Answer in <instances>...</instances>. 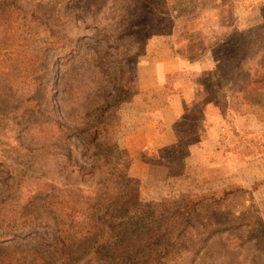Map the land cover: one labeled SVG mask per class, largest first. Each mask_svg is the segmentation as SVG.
<instances>
[{
	"label": "rangeland",
	"instance_id": "obj_1",
	"mask_svg": "<svg viewBox=\"0 0 264 264\" xmlns=\"http://www.w3.org/2000/svg\"><path fill=\"white\" fill-rule=\"evenodd\" d=\"M262 75L264 0H0V264H264Z\"/></svg>",
	"mask_w": 264,
	"mask_h": 264
},
{
	"label": "crops",
	"instance_id": "obj_2",
	"mask_svg": "<svg viewBox=\"0 0 264 264\" xmlns=\"http://www.w3.org/2000/svg\"><path fill=\"white\" fill-rule=\"evenodd\" d=\"M165 64H162L163 69L167 70L169 69L167 66H171L172 64L169 62H164ZM166 74H168V72H166ZM153 99H150V102H152ZM157 108V106H156ZM214 111H216L215 109H213ZM156 114H154L156 119H159L160 117H157V112H155ZM215 114V112H214ZM153 118V116H151ZM172 120H170L168 123L166 122L165 125V129L162 132H157L154 131L153 134H155L154 138L152 139L151 143H154L153 145H156L159 148H166L169 147L173 144L176 143L177 137H176V133L174 130V126L176 124V120L178 118V114L175 113L174 115L171 116ZM157 123V122H156ZM154 127H156V125H154ZM158 134V135H156ZM214 141H217V139H214ZM205 145H207V143H203L201 144L202 147H204Z\"/></svg>",
	"mask_w": 264,
	"mask_h": 264
},
{
	"label": "trees",
	"instance_id": "obj_3",
	"mask_svg": "<svg viewBox=\"0 0 264 264\" xmlns=\"http://www.w3.org/2000/svg\"><path fill=\"white\" fill-rule=\"evenodd\" d=\"M247 88H253V89L258 90V91H263L264 90V75H262V79H254V80L250 81ZM258 91H257V93H258ZM125 93H128V92L125 91ZM178 139L181 140V137L178 136ZM178 142H180V141H178ZM130 183H131V181L128 184H130Z\"/></svg>",
	"mask_w": 264,
	"mask_h": 264
}]
</instances>
